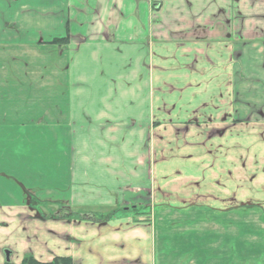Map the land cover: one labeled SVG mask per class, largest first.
<instances>
[{"label": "crops", "instance_id": "crops-1", "mask_svg": "<svg viewBox=\"0 0 264 264\" xmlns=\"http://www.w3.org/2000/svg\"><path fill=\"white\" fill-rule=\"evenodd\" d=\"M263 213L264 0H0V264H232Z\"/></svg>", "mask_w": 264, "mask_h": 264}, {"label": "rangeland", "instance_id": "rangeland-1", "mask_svg": "<svg viewBox=\"0 0 264 264\" xmlns=\"http://www.w3.org/2000/svg\"><path fill=\"white\" fill-rule=\"evenodd\" d=\"M141 207L145 209L147 205L142 204ZM145 211L148 212V209H146ZM206 214L207 213H204L202 216L198 217L199 219H194L193 217H192L193 219L178 218L177 221L174 220V218L170 217V215H167L165 217V219L167 220L165 221L166 222L165 225L163 224L162 221H159L157 218V226L158 228H160V231L162 230L170 231L173 229L179 230L181 229V227H184V225H192V224H193L192 226H196V227H200L199 225H202L204 227L210 226L211 219L208 218ZM149 215L151 214H148V216ZM173 220L175 222L170 224V222ZM245 224L248 226V228L240 229V231L236 232L234 235L235 254H233L234 260L232 261V264H264V231L262 228L260 229V227L264 225V213L260 216V218L253 216L250 220L246 221ZM242 231H244V233H242ZM222 241L223 239L220 238L219 242L221 243ZM227 247H229V250L227 251L225 250V251L228 252V254L233 252L231 243L227 242ZM221 252L222 251L220 250V254Z\"/></svg>", "mask_w": 264, "mask_h": 264}, {"label": "trees", "instance_id": "trees-1", "mask_svg": "<svg viewBox=\"0 0 264 264\" xmlns=\"http://www.w3.org/2000/svg\"><path fill=\"white\" fill-rule=\"evenodd\" d=\"M138 210H141L142 207H135ZM137 214H148V213H137ZM6 264H13V263H6ZM20 264H74L73 259L67 256H61L54 258L51 262H41L35 259L33 256L28 255L24 258V260Z\"/></svg>", "mask_w": 264, "mask_h": 264}]
</instances>
